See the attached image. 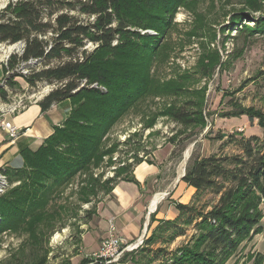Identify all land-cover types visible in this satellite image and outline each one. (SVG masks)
Returning <instances> with one entry per match:
<instances>
[{
    "label": "trees",
    "instance_id": "1",
    "mask_svg": "<svg viewBox=\"0 0 264 264\" xmlns=\"http://www.w3.org/2000/svg\"><path fill=\"white\" fill-rule=\"evenodd\" d=\"M187 5L188 0H17L0 12V43L23 44L21 54H10L4 64L5 74H24L25 68L28 84L57 85L39 101L42 111L64 99L72 102L62 126L36 150H22V168L0 170L10 186L15 184L0 196V234L28 236L25 245L35 249L30 257L24 250L11 253L3 264H44L49 237L65 228L69 217H76L73 205L92 203L100 193L111 194L120 180H133L132 170L144 161L134 151L140 150L139 133L129 134L122 143L111 142L109 136L143 101L174 98L160 112L163 116L189 136L205 128V88H194L191 81L213 74H177L161 81L149 74L160 60L179 9ZM241 13L234 11L235 19L224 30L234 27V37L264 36V17L249 29L243 18L252 15ZM88 44L94 47L88 49ZM53 60L58 63L51 65ZM201 63L204 70L212 65ZM260 77L264 83V68ZM234 107L224 115L258 118L264 128V114L236 103ZM219 139L234 151L220 147L218 153L202 156L194 150L181 179L195 189L192 200L173 202L177 217L161 220L146 238V245H170L193 231L184 246L161 261L165 264H227L246 241L263 231L264 134L221 133ZM121 145L134 147L132 162H124L104 181L103 175L95 176L103 159L118 153ZM70 185L77 187L73 202L64 197ZM253 260L264 264V254Z\"/></svg>",
    "mask_w": 264,
    "mask_h": 264
},
{
    "label": "rangeland",
    "instance_id": "2",
    "mask_svg": "<svg viewBox=\"0 0 264 264\" xmlns=\"http://www.w3.org/2000/svg\"><path fill=\"white\" fill-rule=\"evenodd\" d=\"M256 7L261 10L254 11L256 9L253 8ZM263 8L264 0H188V5L179 9L175 18V26L161 50L160 60L154 64L149 74H153L159 81L167 80L177 74H213L211 78L204 76L200 78L199 76V78L195 77L197 80L191 81L194 88H205L207 125L195 135L189 136V131L181 133L184 131L181 126L160 113L174 101V98H149L125 116L109 136L111 142L120 141L122 143L129 134L138 132L139 137L136 140L141 138L140 150H134L131 145L119 146L118 153L103 159L104 164L95 170V176L103 175V181L110 178L114 174V170L122 166L124 162L127 160L132 162L135 151L138 157L153 161L160 166L164 179L162 185L165 183L167 187L165 188L167 192L163 190L160 193H168L170 188H174L176 192L174 198L177 200L169 198L171 194L166 195L164 200L179 202L178 199L181 197L190 198L192 192V189L181 180L177 183L185 166L184 153L186 149L190 148V155L194 150H197L202 156L218 153L225 142L224 139H219L221 133L239 132L244 134V137L251 135L263 137L264 128L260 125L258 118L251 120L247 115L238 117L224 115L236 110L235 103L243 109L249 108L264 114V83L260 77V71L264 68V36L262 34L249 36L245 33L240 37H234L238 36L234 27L224 30L235 19L231 16L234 11L252 15L249 18H243V20L249 29L254 27V21L258 17H264ZM73 14L84 21L88 20L86 16ZM12 45L0 43V75L2 77L5 76L4 64L10 56L8 53L7 57L5 51ZM13 46L15 48L12 49L11 54H21V44ZM86 47L91 49L94 46L88 44ZM201 62L207 66L212 65L204 70L200 68ZM56 63L58 61L53 60L50 64L55 65ZM24 78L21 75H12L7 79L9 91H5L6 98H3L2 93L3 103H11L19 98H24L25 102L30 103L45 90L57 86L45 81H38L32 86ZM148 124H153V127H144ZM223 148L224 152L232 153L234 151L232 145H226ZM14 185H11L7 191ZM76 188V186H68L64 197H67L71 202L76 200L71 196L72 190H77ZM108 196L110 193H100L96 201L92 203L73 205V207H77L76 217H69L65 228H58L49 237V241L45 245L48 252L45 255L44 264L82 263L85 259L83 234L91 231L96 225L101 207ZM205 198L210 199L209 196ZM261 224L264 226V217ZM57 235L59 236L56 238ZM27 238L28 236H21L15 232L1 233L0 264H3L10 254L16 251L24 250L23 254L27 253L30 257L35 249L30 245H25ZM189 239L190 236L180 237L170 245L162 243L146 245L145 243L137 252L127 255L123 260L124 264H165L161 261L170 258V252L179 246H184ZM243 246L227 263L236 259L233 264H240V260L244 257L251 259L258 254L250 252L245 254Z\"/></svg>",
    "mask_w": 264,
    "mask_h": 264
},
{
    "label": "crops",
    "instance_id": "3",
    "mask_svg": "<svg viewBox=\"0 0 264 264\" xmlns=\"http://www.w3.org/2000/svg\"><path fill=\"white\" fill-rule=\"evenodd\" d=\"M2 78L0 75V81ZM71 109V100L64 99L53 104L47 111H42L38 101L30 103L18 113H6L4 118L16 125L20 129V133L17 138L11 139L0 129V170L2 168H22L24 166L22 150L25 148L36 150L54 132L55 127L62 126ZM132 171L133 180H120L113 187L112 193L101 207L96 225L91 231L83 234L84 257L98 250L102 239L109 234L111 221L119 235L129 240H135L142 235L146 222L147 237H149L161 220L174 219L179 214L173 202L164 199L157 204L155 210L150 211L152 198L163 190L167 192L165 183L162 185L164 179L159 165L153 161L144 160L137 164ZM190 189H192L191 197H181L184 200L180 198L179 202L190 203L192 195L195 193L193 187ZM170 194L169 198L177 200L174 198L176 194L174 188L168 190L167 195ZM151 215L153 216L152 220ZM262 227L261 234L255 235L250 241L243 244L245 254L249 252L264 254V226ZM192 233L193 231L190 230L183 237L191 236ZM253 259L244 257L239 263L254 264ZM234 261L236 259L227 264H233Z\"/></svg>",
    "mask_w": 264,
    "mask_h": 264
},
{
    "label": "built area",
    "instance_id": "4",
    "mask_svg": "<svg viewBox=\"0 0 264 264\" xmlns=\"http://www.w3.org/2000/svg\"><path fill=\"white\" fill-rule=\"evenodd\" d=\"M16 1L17 0H0V12L4 10L9 5V3ZM20 44L22 48L23 44ZM22 72L24 74L19 75L24 77L29 75L26 74L27 70L25 68L22 69ZM11 75L17 76V74H5V76L0 81V129L4 131L11 139H15L19 136L20 129L11 121L6 120L4 118L5 114L18 113L26 108L30 103L40 101L52 90V88L45 90L44 93H41L30 103L25 102L26 99L24 98H19L18 100H15L11 103H3L2 90L7 92L9 91V84L7 83V79L10 78ZM9 187L10 182L8 176L4 172L0 171V196L3 195ZM146 228L147 222L145 223L142 235L135 240H129L116 232L115 225L111 221L108 236L102 239L98 250L92 252L89 255H86L85 259H87L88 261L85 264H124L123 260L127 255L137 252L144 246L147 238Z\"/></svg>",
    "mask_w": 264,
    "mask_h": 264
},
{
    "label": "bare ground",
    "instance_id": "5",
    "mask_svg": "<svg viewBox=\"0 0 264 264\" xmlns=\"http://www.w3.org/2000/svg\"><path fill=\"white\" fill-rule=\"evenodd\" d=\"M8 47V46H7ZM3 48V47H1ZM15 46H10V48H8L7 51H5V55H9L12 51V49H14ZM9 53V54H8ZM8 57V56H7ZM190 155V148L186 149L185 153H184V162L186 160V158ZM183 171V169H182ZM165 197V194L164 193H159V194H156L153 199L151 200L150 202V211H153L155 210L157 204L162 200V198ZM59 235L56 236V238L58 237Z\"/></svg>",
    "mask_w": 264,
    "mask_h": 264
},
{
    "label": "water",
    "instance_id": "6",
    "mask_svg": "<svg viewBox=\"0 0 264 264\" xmlns=\"http://www.w3.org/2000/svg\"><path fill=\"white\" fill-rule=\"evenodd\" d=\"M11 54V53H10ZM190 156L191 155H189L187 158H186V160H185V166H184V168H183V172H182V174L178 177V181H177V183L183 178V176L185 175V172H186V165H187V163H188V160H189V158H190ZM167 195V193H165V196ZM162 199H164V197L162 198Z\"/></svg>",
    "mask_w": 264,
    "mask_h": 264
}]
</instances>
